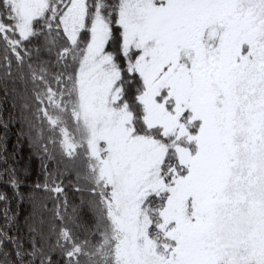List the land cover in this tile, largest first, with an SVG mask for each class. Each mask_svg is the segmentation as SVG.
Wrapping results in <instances>:
<instances>
[{
  "label": "snow or ice",
  "instance_id": "obj_1",
  "mask_svg": "<svg viewBox=\"0 0 264 264\" xmlns=\"http://www.w3.org/2000/svg\"><path fill=\"white\" fill-rule=\"evenodd\" d=\"M0 264H264V0H0Z\"/></svg>",
  "mask_w": 264,
  "mask_h": 264
},
{
  "label": "trees",
  "instance_id": "obj_2",
  "mask_svg": "<svg viewBox=\"0 0 264 264\" xmlns=\"http://www.w3.org/2000/svg\"><path fill=\"white\" fill-rule=\"evenodd\" d=\"M25 158H26V153H25ZM33 167H37V165L35 164V162L33 163Z\"/></svg>",
  "mask_w": 264,
  "mask_h": 264
}]
</instances>
